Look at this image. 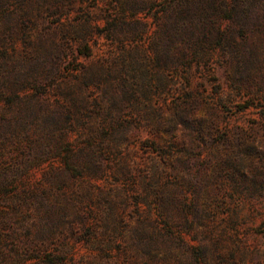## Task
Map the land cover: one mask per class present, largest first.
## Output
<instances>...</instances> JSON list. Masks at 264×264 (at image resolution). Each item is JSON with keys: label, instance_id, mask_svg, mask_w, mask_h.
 I'll return each mask as SVG.
<instances>
[{"label": "rangeland", "instance_id": "rangeland-1", "mask_svg": "<svg viewBox=\"0 0 264 264\" xmlns=\"http://www.w3.org/2000/svg\"><path fill=\"white\" fill-rule=\"evenodd\" d=\"M0 264H264V0H0Z\"/></svg>", "mask_w": 264, "mask_h": 264}]
</instances>
